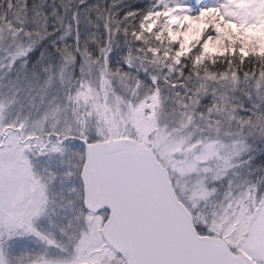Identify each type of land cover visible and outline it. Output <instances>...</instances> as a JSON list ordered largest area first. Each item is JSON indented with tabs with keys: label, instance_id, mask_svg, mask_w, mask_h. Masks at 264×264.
<instances>
[{
	"label": "snow or ice",
	"instance_id": "snow-or-ice-1",
	"mask_svg": "<svg viewBox=\"0 0 264 264\" xmlns=\"http://www.w3.org/2000/svg\"><path fill=\"white\" fill-rule=\"evenodd\" d=\"M0 264H264V0H0Z\"/></svg>",
	"mask_w": 264,
	"mask_h": 264
}]
</instances>
